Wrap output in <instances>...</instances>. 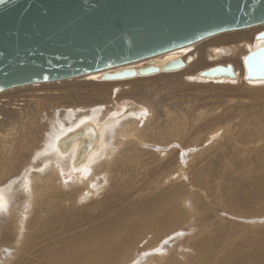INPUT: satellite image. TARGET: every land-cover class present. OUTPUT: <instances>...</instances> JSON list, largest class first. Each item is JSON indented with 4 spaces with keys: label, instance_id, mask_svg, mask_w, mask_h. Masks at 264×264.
I'll return each mask as SVG.
<instances>
[{
    "label": "bare ground",
    "instance_id": "6f19581e",
    "mask_svg": "<svg viewBox=\"0 0 264 264\" xmlns=\"http://www.w3.org/2000/svg\"><path fill=\"white\" fill-rule=\"evenodd\" d=\"M257 26L264 27V23ZM248 33L250 32L244 30L236 34L224 35L222 33L221 36H217V40L219 39L223 44L216 42V48L212 52L218 54L228 52L229 58L231 57L230 62L233 65L232 67L230 64L232 75H201L200 72L209 68L207 67L198 71L197 77L205 80L234 79V68L239 74L243 75L245 81H249L248 83L263 82L264 76L247 74L243 58L249 51L263 45L264 42L247 51L244 56L243 51L242 54L240 53L243 56L241 58L244 69L238 59L240 56H237L241 47L248 42ZM216 35L218 34H215V37L213 36L215 39ZM256 35L254 36L255 40H260L256 38ZM261 39H264V37ZM188 45L89 74H98L93 76L103 80L101 76L104 73L129 68L138 71L141 66L145 65L156 66L159 70L155 72H159L162 71L161 66L166 61L178 57L184 61V67L192 61L193 57H174L171 53L189 47ZM251 46L255 45L251 44ZM207 54L204 52L203 59H206ZM167 56H170V58L165 59ZM188 58H190L189 61H187ZM163 59L165 60L162 61ZM228 64H222V66ZM196 66L197 64L190 66L185 72L196 68ZM198 68L195 70L197 71ZM137 75L140 74L137 72L135 76ZM27 85L29 84L20 87ZM17 87L3 90V92ZM21 100H24L23 103L27 102L25 99ZM38 101L37 106L40 103ZM135 106L130 103L123 104L120 112L118 114L113 113V117L120 115V113L121 115L128 112L138 113L139 110H134ZM92 107H90V111H87L90 115L84 117V120H80L81 116L76 120L74 111L64 113L65 118L63 119L66 120H64V128L69 121L73 125L65 129H59V131L56 127L57 131L54 133L51 128L50 131H47L49 133L46 132L44 138L41 137V140L31 138L30 141L29 138L33 136L28 138L29 134L23 138L21 137L23 133L19 134L17 132L21 137L19 139L23 141L19 140L16 144L11 141L15 145L14 150L10 148L7 153L5 151L2 153V158L4 156L7 158L6 161L3 159L5 165L0 166V264H264V188H261L259 194L252 193L244 196H242V191L234 194L235 190L232 189L233 176H237L235 173L240 172V169L246 171L247 177L244 178L251 179L252 176L259 174L264 180V169H262V166H264V149L255 153L256 159L253 161L242 157L239 162L234 161L230 166L223 165V162L216 164V166L210 165L207 169L196 170L184 182L179 178L180 180H177L179 183L176 181L175 185H173L174 181L172 179L174 178L172 176H177L180 169L177 170V173H174L176 170L159 166V161L164 158L159 157L155 161L162 171L160 178H155L150 182L151 185H145V188L149 191L145 198H140L138 190L134 195L132 194L133 197L130 196L132 192L129 191L133 186L132 180L123 179V174L119 169L110 166V162L105 164L106 161H104L110 156L108 154L111 153L112 149L108 137L111 134L109 124L112 122L109 121L112 115L106 116L107 113H104L101 118H96L95 113L101 108ZM128 107L130 110L127 109ZM12 109L10 111H13ZM0 110L3 109L0 108ZM82 115L84 116V114ZM131 117H128V119ZM112 119L115 121L116 118ZM124 120L125 118L119 122V124L122 123L121 128L118 129L120 126L117 129L115 127L122 143H124L123 139L130 135L125 136L127 133H124L125 135L122 133L123 128L126 126ZM136 120L131 119L129 125L134 124ZM182 124H177V126H180L175 129L168 128L173 129L170 131L174 132L175 136L186 129L185 124ZM77 130L83 134H75V138L69 146L64 150L60 149L59 142L69 133ZM166 130L169 132L167 128ZM60 131L62 136L58 134ZM165 131L163 132L165 133ZM247 132L249 133L248 130ZM240 133L243 145H249L254 150L258 149L255 148L258 145L254 143L255 141H247L245 130H240ZM131 134L132 138L137 140V137L133 133ZM88 135H94L95 137L91 142H88V151L83 161L75 165L74 158ZM174 136H171V140ZM125 143H128V141ZM40 144H42L41 149L34 152V147H39ZM188 144L190 142L185 143V145ZM27 149L28 153L25 154ZM159 149L162 150V148ZM55 150L59 154L66 151L68 153L59 156ZM162 153L159 155H163ZM120 154L123 155L122 152ZM21 157L23 158L21 159ZM113 159L116 160L118 157H113ZM108 161H110V158H108ZM102 164H105L106 167L105 172L103 171L104 174H102L107 179L104 178L101 181L94 177L96 180L93 181L90 174L96 173L98 171L96 168L101 167ZM155 171H158V169H155ZM237 178L239 177L237 176ZM211 183H215L216 195L211 190ZM159 185H166L167 188L162 189L161 186V191L157 192L155 190ZM17 190H21L20 199L18 197L13 198ZM247 198H249L248 202L245 201ZM208 199H211L210 203ZM121 204L126 205V207L122 209V206H119ZM213 206L216 208L213 209ZM197 210L202 212L198 213ZM219 213H226L227 216H232L231 218L234 219L246 220L244 222L234 221L227 218V216H219ZM247 219L258 223L262 222V224L245 222ZM186 231L190 234L187 238L184 236V234H187ZM172 243L174 245L178 244L190 252L179 254ZM151 249H153V252H157V255L149 253ZM161 254L164 256H161Z\"/></svg>",
    "mask_w": 264,
    "mask_h": 264
},
{
    "label": "rangeland",
    "instance_id": "374dc122",
    "mask_svg": "<svg viewBox=\"0 0 264 264\" xmlns=\"http://www.w3.org/2000/svg\"><path fill=\"white\" fill-rule=\"evenodd\" d=\"M244 30L250 32L247 34L249 36L247 39L248 42L241 47L237 55L240 56L238 59L241 62L240 64L243 69L244 66L241 57H243L250 49H253L264 42V39L260 38V40H255L254 38L258 32H261L262 30L264 31V27L254 25V27L251 26L222 32L224 35H227L243 32ZM222 33H218L216 39L214 38L215 36L212 35L190 44L191 46L188 45L189 47H184L171 53L174 57H193L190 63L176 70L159 71L148 75H137L119 80H99L94 77L98 74H93L94 76L88 74L68 79L49 81V83L29 84L27 86H19L10 89L9 91H2V93H0V103H2L0 108L3 109L0 110V163L2 164H0V166L5 165L4 160L6 161L7 158L6 156H4L5 158H2V153H4V151L7 153L10 148L13 149L15 147L14 144L20 140L19 138H24L25 135L27 136L30 134L28 138L33 136L29 138L30 141L32 140L31 138L41 140V137L43 136L44 138L46 132L50 131L51 128L54 133L57 131L56 127H58L59 131V129H65L73 125L69 121L67 122L68 125L66 124L67 126L65 125L64 128V113L74 111L76 120H78L80 116L83 118H80V120H84V117L90 115L87 111L91 110L90 107H92V105V108H101L95 113L96 118H101L104 113H107L106 116L112 115V117L110 116L111 120L109 121L112 122L109 124V127H111V134L108 136L110 138L109 141L112 149L111 153L108 154L110 156L104 161H106L105 164L110 162V166L119 169L121 174H123V179L128 178L132 180L133 186L129 190L132 192L130 193V196L132 194L134 195L137 190L139 191L140 198L143 199L147 196L146 194H148L149 191L145 188V185H151L150 182L157 177L160 178V174L162 173L160 167L156 165L155 161L159 157H164L159 161V166L176 170L174 173H177V170L180 169V173H177V176H172L174 179L177 178L176 180L172 179L174 181L173 185L180 180L179 178L184 182V180L196 170L207 169L210 165L216 166V164L223 162V165L227 164L230 166L234 161L239 162L242 157L247 158L248 160L251 159L252 161L255 160V153L264 149V146H262L264 145V81L248 83L249 81H245L243 75L239 74L234 68L235 80L233 78L226 79L227 81L225 79L205 80L204 78L201 79L197 77L198 71L214 66L215 64L225 65L226 63H229L232 65L230 62L231 57L229 58V55L227 54L228 52H225L226 55L225 53L218 54L217 52H212V50L216 48V42L221 44L219 39L217 40V36H221ZM251 44L255 46H251ZM242 51L244 52L243 56L241 55L243 53ZM204 52L208 53L205 57L206 59H203ZM167 58H170V56L165 57V59ZM194 64H197L196 68L199 67L197 71L195 70L196 68H193L190 69L191 71L189 70L188 72H185ZM39 97L43 98L41 99ZM21 99H25L27 102L23 103L24 100L22 101ZM37 101L38 103L40 102L38 106ZM125 103H130L132 106L136 105L134 110H139V112H128L125 113V115H121L120 113V115H115V117H113V113L118 114L122 105ZM6 108H9L10 110L13 108V111L6 110ZM127 109H129V107ZM81 113L84 114V116ZM91 115L93 114L91 113ZM130 116L132 117L128 119ZM133 117L135 120L137 119V122L135 121L136 125L135 123L129 125L131 119L134 120ZM112 118H116L115 121H113ZM123 118H125L124 122L126 126L123 128L124 131L122 133L123 135H125L124 133H127L125 136L130 134L128 135L129 137H126L127 140L123 139L124 143H122L120 140L121 137H118L117 130H115V127L116 129L118 126H120L118 129L121 128L122 123L119 124V122L123 120ZM177 124H185L186 129L174 136V132L172 133L170 130L180 126H177ZM168 127L172 128L169 129ZM22 129L23 131L21 132ZM240 130L246 131L247 135H245V137H247V141H255L254 143L258 144L255 148H258L259 150H254L249 145L242 144L243 141L241 140ZM163 131H165V133ZM17 132L19 134L23 133V136L20 137ZM32 132H35L34 135ZM170 132L172 133L171 135L169 134ZM131 133L137 137V140L132 138ZM58 134L59 136H62L61 131L58 132ZM171 136H174L172 140ZM126 141H128V143H125ZM186 142H190V144L185 145ZM26 143L27 142L25 141V144ZM41 147L42 144H40L39 147L35 146L34 152L41 149ZM159 148H162V150L160 151ZM115 149V153L118 151L117 154L114 153ZM55 151L58 153L57 150ZM121 152L123 155L120 154ZM161 152H163V155L160 156L159 154ZM27 153L28 149L25 154ZM67 153L68 151L63 154H58L59 156H64ZM113 157H118V159L114 160ZM22 158L23 157H21V159ZM108 158H110V161H108ZM105 164H102L101 167H97L96 169H98V171L96 173L90 174L92 175L93 179H91L93 181L96 180L95 178L101 181L104 178L107 179L105 175L103 176L105 172L104 169L106 170ZM155 169H158V171H155ZM262 169H264V166H262ZM235 175L239 178L233 176L232 179V189L235 190L234 194L239 191L243 192L242 196L252 193L259 194L261 188H264V180L259 174L252 176L251 179L244 178L247 177L246 171L240 169V172L237 171ZM160 187L162 189L167 188L166 185H159L157 188L158 190L156 189L155 191L160 192ZM214 188L215 183H211V190L216 195L217 191L214 190ZM20 191L21 190H17L13 198L18 197L20 199ZM100 196L101 195L99 194V197ZM248 199L249 198L245 199V201L248 202ZM208 201L210 203L211 199H208ZM119 206H122V209L126 207V205L122 204ZM212 208L214 209L216 207L213 206ZM218 208H220V206H218ZM217 211L220 212L219 210ZM197 212L199 213L200 211L197 210ZM219 216H227V214L219 213ZM231 217L232 216L229 215L227 216V218L234 221L237 220L244 222V220H246H241L239 218L234 219ZM248 221L250 223L262 224V222L258 223L248 219L245 222ZM185 233H187L184 234L186 238L190 236L188 231ZM172 244L179 252L175 248L174 250L179 254H187L190 252H188V249H185L178 244V247L176 244ZM184 250L187 251L185 252ZM149 253L157 255V252H153V249H151ZM164 255L161 254V256Z\"/></svg>",
    "mask_w": 264,
    "mask_h": 264
},
{
    "label": "water",
    "instance_id": "95a60500",
    "mask_svg": "<svg viewBox=\"0 0 264 264\" xmlns=\"http://www.w3.org/2000/svg\"><path fill=\"white\" fill-rule=\"evenodd\" d=\"M264 23V0H6L0 4V92L67 79L134 62L209 36ZM264 37V31L256 38ZM243 58L247 74L264 76L259 50ZM190 58L187 59L189 61ZM178 57L162 71L183 67ZM153 65L104 73L101 79L149 74ZM201 75H232L216 65ZM79 130L59 142L66 149ZM88 135L74 158L83 161Z\"/></svg>",
    "mask_w": 264,
    "mask_h": 264
},
{
    "label": "snow or ice",
    "instance_id": "6c2138e0",
    "mask_svg": "<svg viewBox=\"0 0 264 264\" xmlns=\"http://www.w3.org/2000/svg\"><path fill=\"white\" fill-rule=\"evenodd\" d=\"M6 2V0H0V4H3V3H5ZM259 55L261 56V57H264V49H260L259 50Z\"/></svg>",
    "mask_w": 264,
    "mask_h": 264
}]
</instances>
